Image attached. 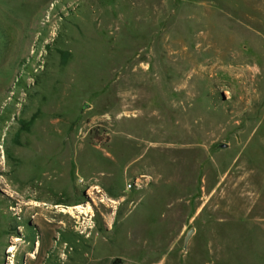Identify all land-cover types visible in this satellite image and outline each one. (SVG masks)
I'll list each match as a JSON object with an SVG mask.
<instances>
[{
    "label": "rangeland",
    "instance_id": "1",
    "mask_svg": "<svg viewBox=\"0 0 264 264\" xmlns=\"http://www.w3.org/2000/svg\"><path fill=\"white\" fill-rule=\"evenodd\" d=\"M114 259L264 264V0H0V264Z\"/></svg>",
    "mask_w": 264,
    "mask_h": 264
},
{
    "label": "bare ground",
    "instance_id": "2",
    "mask_svg": "<svg viewBox=\"0 0 264 264\" xmlns=\"http://www.w3.org/2000/svg\"><path fill=\"white\" fill-rule=\"evenodd\" d=\"M203 44V43H202ZM200 48V47H199ZM218 55V54H217ZM220 58V57H219ZM216 59V58H215ZM218 59V58H217ZM221 59V58H220ZM222 60V59H221ZM238 61H240V60H238ZM215 62V61H214ZM242 62V61H241ZM213 63V62H212ZM237 64H240V63H237ZM220 65V63L218 62V61H216L215 63H213L212 64V67H210L209 69H207V68H205V69H203L202 71H208V72H210V73H215V72H217V70L218 69H225V68H223V67H220L219 66ZM223 65V64H222ZM226 65V64H225ZM227 67V66H226ZM236 67V66H235ZM234 66H233V64L227 69L226 68V70H228L230 73L231 72H233L234 73V71H238V72H241L242 73V75L243 74H245V72H248V73H255V70H256V68L255 67H252L251 69L249 68V67H246L245 65H242V66H239V65H237V68L239 69H237V68H235ZM207 69V70H206ZM257 71V70H256ZM218 72H219V70H218ZM204 74V73H203ZM232 74V73H231ZM238 74V73H237ZM215 75H218V73L217 74H213L212 75V78H214V77H216ZM246 75V74H245ZM211 79V78H210ZM253 88H255V87H245L244 89H243V91L244 92H242V93H246V96H248V97H250V94L253 92ZM242 90V89H241ZM234 94L236 93V91L235 92H233ZM239 93V92H238ZM255 93V92H254ZM241 94V93H240ZM243 94H241V96H242ZM245 95V94H244ZM245 97V96H244ZM249 99V98H248ZM243 100V98H241L240 99V101H242ZM248 101V100H247ZM243 103H244V101H243ZM95 188H97V187H95ZM243 203V202H242ZM35 204H36V202H35ZM46 206V204L45 203H41L39 206H38V204H37V206L36 207H38V210L37 211H39V213L36 215V220H42L43 222H45V223H47L49 226L50 225H52L54 222L53 221H51V222H48V221H46V220H44V217L42 216V213H46L47 214V212H48V210H46L45 207ZM101 207V206H100ZM99 207V208H100ZM53 208H58V209H60V210H58L57 211V216H59V213H61V214H68V215H70V216H73V214H74V211L76 212V211H78L80 214H82V215H84V216H88L89 215V213H90V211L88 210L89 209V207L88 208H86V209H83L82 208V205H73V206H69V207H62L61 205H54L53 206ZM50 214V213H49ZM68 217V216H67ZM75 217V216H74ZM74 217H73V219H74ZM68 219V218H67ZM77 219V218H76ZM68 220H70V219H68ZM72 220V219H71ZM42 222V223H43ZM41 223V224H42ZM44 223V224H45ZM47 224H45V225H47ZM60 224V223H59ZM53 225H55V224H53ZM42 226H44V225H42ZM62 226V225H61ZM51 227V226H50ZM49 227V228H50ZM15 242H18L19 241V239L18 238H15V240H14ZM22 246L23 245H21V244H19V245H17V247H15V246H9V248H8V251L6 252V253H8V254H11L10 255V258H12V259H15L16 258V253H17V251L20 249L21 250V248H22ZM31 246V245H30ZM29 246V247H30ZM38 246V248H37V253H36V251L35 252H31V253H29L28 254V256L30 257V261H33V262H37L38 261V255H39V253H40V251H41V248H42V244L41 243H38V242H36V244H35V247H37ZM28 247V246H27ZM15 261V260H14ZM14 264V263H13Z\"/></svg>",
    "mask_w": 264,
    "mask_h": 264
},
{
    "label": "water",
    "instance_id": "3",
    "mask_svg": "<svg viewBox=\"0 0 264 264\" xmlns=\"http://www.w3.org/2000/svg\"><path fill=\"white\" fill-rule=\"evenodd\" d=\"M85 108H87V104H84V105H83V109H85ZM218 148H219V149H224V148H226V145H225V144H220V145L218 146ZM191 232H192V230L188 232L187 237L190 236Z\"/></svg>",
    "mask_w": 264,
    "mask_h": 264
},
{
    "label": "trees",
    "instance_id": "4",
    "mask_svg": "<svg viewBox=\"0 0 264 264\" xmlns=\"http://www.w3.org/2000/svg\"><path fill=\"white\" fill-rule=\"evenodd\" d=\"M110 264H120V260L119 259H114L113 261H111Z\"/></svg>",
    "mask_w": 264,
    "mask_h": 264
}]
</instances>
